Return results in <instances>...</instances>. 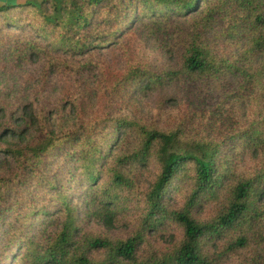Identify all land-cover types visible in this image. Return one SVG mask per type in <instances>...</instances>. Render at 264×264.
Returning <instances> with one entry per match:
<instances>
[{"label": "trees", "instance_id": "16d2710c", "mask_svg": "<svg viewBox=\"0 0 264 264\" xmlns=\"http://www.w3.org/2000/svg\"><path fill=\"white\" fill-rule=\"evenodd\" d=\"M12 62L68 91L0 105V264H264V0H0ZM143 95L153 121L123 107ZM53 155L78 171L51 206L36 200Z\"/></svg>", "mask_w": 264, "mask_h": 264}, {"label": "rangeland", "instance_id": "374dc122", "mask_svg": "<svg viewBox=\"0 0 264 264\" xmlns=\"http://www.w3.org/2000/svg\"><path fill=\"white\" fill-rule=\"evenodd\" d=\"M38 2V0H27L26 2ZM149 59L158 61L161 55L156 50H149ZM159 59L157 60V58ZM34 70L30 67L23 68L21 65L11 63L3 70L0 68V105H3L8 111L13 110L18 104L32 102L39 110L54 109L59 101V98H63L68 91V83L61 78L55 77L49 84L41 83L40 79L33 80L31 72ZM158 95H143L131 106L123 105L127 107L126 114H136L143 120L153 121L155 119V113L160 108V102ZM197 102L195 99L182 102L181 108L187 111L193 108ZM176 104L172 103L171 107H168L164 113V119L162 122H166L173 118L175 111L178 109ZM102 104L98 101L92 100L83 104L81 110L65 109L61 111L52 119V123L57 131H63L65 129L75 126L77 123L85 122L90 118L96 116L101 110ZM9 113V112H8ZM4 117H0V123ZM49 162L52 164V168L46 169L45 176L49 179L45 184L44 191H39L40 195L36 202H44L54 206V202H62L63 195L56 192L54 188V182L67 176H73L75 170L71 159L67 157L64 161L61 156L53 155ZM70 163V164H69ZM55 175H58L55 177ZM73 184H83L84 180L77 177L69 180ZM70 193H65L69 196ZM69 200L78 201L81 193H75Z\"/></svg>", "mask_w": 264, "mask_h": 264}, {"label": "crops", "instance_id": "0c3cea01", "mask_svg": "<svg viewBox=\"0 0 264 264\" xmlns=\"http://www.w3.org/2000/svg\"><path fill=\"white\" fill-rule=\"evenodd\" d=\"M10 1H16L17 3H23V2H26L27 0H10Z\"/></svg>", "mask_w": 264, "mask_h": 264}]
</instances>
